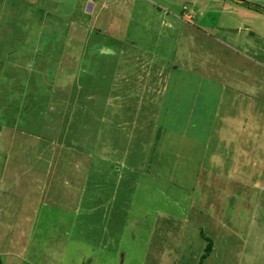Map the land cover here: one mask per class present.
Wrapping results in <instances>:
<instances>
[{
    "label": "rangeland",
    "instance_id": "1",
    "mask_svg": "<svg viewBox=\"0 0 264 264\" xmlns=\"http://www.w3.org/2000/svg\"><path fill=\"white\" fill-rule=\"evenodd\" d=\"M236 2L0 0V264H264V15ZM186 132L226 164L161 173Z\"/></svg>",
    "mask_w": 264,
    "mask_h": 264
},
{
    "label": "crops",
    "instance_id": "2",
    "mask_svg": "<svg viewBox=\"0 0 264 264\" xmlns=\"http://www.w3.org/2000/svg\"><path fill=\"white\" fill-rule=\"evenodd\" d=\"M230 2H236V1H234V0H229ZM237 4H240V6L243 4V2L241 1H238V2H236ZM237 10H238V12H237V14L239 15V17L240 16H242V19H244V18H249V19H251V20H254V19H252V17H257V16H259L260 17V15H264V12L263 13H258V12H256L255 10H253V9H251V8H248V7H244V6H241V7H237ZM5 12L3 11V9H1V15L2 14H4ZM264 24H262V26H263ZM246 28H247V26H246ZM252 28V31H253V26L251 27ZM262 28H260V29H258V31L256 32V33H259L260 35H263L264 33V31L263 30H261ZM263 33V34H262ZM258 34V35H259ZM8 46H9V44L8 43H6V45H5V49L7 50L6 52H5V54L7 55V57H11V55H13L14 54V52H10V49H8ZM105 50L106 49H108V50H110L109 48H107V47H105L104 48ZM107 55H109V54H107ZM111 55V54H110ZM149 74V73H148ZM161 74H162V72L159 74L160 76H161ZM196 75V74H195ZM148 86V87H147ZM146 93H150V95L151 94H153L154 92H155V89H154V87H153V85H152V87H149V85H146ZM200 90L201 89H199L198 91L200 92ZM142 103H140V105H141ZM203 111V112H202ZM202 111H201V113L202 114H205V113H207L208 114V110H207V108H202ZM207 114L204 116V117H206L207 116ZM209 123V122H208ZM206 121L205 122H203V120H201V121H198V127H199V131L202 133V132H205L206 130H205V128H208V124ZM191 125L189 124V125H187V127H190ZM175 132V131H174ZM189 134L186 132L185 133V135L184 136H181V137H179V135H177L176 133H175V135H167V136H164V138H163V140L162 141H164L165 142V144H169V146H168V148H172L173 149V147H175V145L174 144H178L175 148H178V150L176 149V150H174L173 151V156H175L176 155V163L174 164V166L173 167H171V168H169L168 166H165V164L161 161V159H162V157L161 158H159L155 163H156V166H159L161 169H160V172L161 173H168V175H178V178H180V179H182V174L180 175V172L177 170L178 168L176 167V165L177 164H179V162H180V159L181 158H183L184 156V148L186 147V144L187 143H191L192 144V146H191V150H190V153H192L193 155H194V157H192V159L190 158L189 160H187L186 162H187V164H193V166L195 165V161L196 160H198L199 162H202V160L204 161V162H207L206 164H209V163H211V162H209L208 160L209 159H211V158H214V159H217L219 162H225V164H226V159L227 158H225V157H221L220 155L218 156V155H216V154H214V153H211V151H210V149H209V140H208V138L207 137H205V138H203L204 136H200V135H196V134H194L193 135V137L191 138L190 136H188ZM166 152H168L169 153V151H166ZM167 153V154H168ZM160 155H163L162 154V152L161 153H159ZM169 155H170V153H169ZM126 156L127 155H122V156H120V158H119V160H122V163H124V161H123V159H125L126 158ZM173 156H172V160L171 161H174L175 159L173 158ZM212 156V157H211ZM196 157H198L197 159H196ZM199 157H202V158H199ZM211 157V158H210ZM194 158H195V160H194ZM204 158V159H203ZM112 161V160H109V158L107 159V158H104V161H106L107 162V165H109V167L113 170V169H117L118 167H117V165L116 164H118V165H120V164H122L120 161ZM262 160H264V158H262ZM128 161H129V164L130 163H132V161H131V159H128ZM105 162V163H106ZM203 162V163H204ZM154 163V164H155ZM173 163V162H172ZM172 163H170V164H168V165H171ZM151 164V163H150ZM153 164V165H154ZM213 164V163H212ZM189 165V166H190ZM142 166H146V164L145 163H143L142 164ZM176 167V168H175ZM128 169L130 168V170L129 171H131L132 173L134 172V171H137V169H135V168H133V166H131V165H129L128 167H127ZM126 168V169H127ZM199 169H200V167H199ZM119 170V169H118ZM106 173L107 172H105L104 174L106 175ZM180 175V176H179ZM178 178H177V182L180 184V182H182V181H179L178 180ZM197 178H198V175H197ZM117 180V179H116ZM174 180V179H173ZM182 180H184V178L182 179ZM120 183V180L118 179V181H117V185L115 184V190L117 191V189H118V184ZM206 251H207V247H206ZM215 248H214V243H211V251L208 253V257L206 258V257H203V259H205V260H208V258L210 257V256H212V255H214L215 253ZM205 256V255H204ZM168 260V259H167Z\"/></svg>",
    "mask_w": 264,
    "mask_h": 264
},
{
    "label": "trees",
    "instance_id": "3",
    "mask_svg": "<svg viewBox=\"0 0 264 264\" xmlns=\"http://www.w3.org/2000/svg\"><path fill=\"white\" fill-rule=\"evenodd\" d=\"M210 251H211V243H209L207 246V253H209Z\"/></svg>",
    "mask_w": 264,
    "mask_h": 264
},
{
    "label": "flooded vegetation",
    "instance_id": "4",
    "mask_svg": "<svg viewBox=\"0 0 264 264\" xmlns=\"http://www.w3.org/2000/svg\"><path fill=\"white\" fill-rule=\"evenodd\" d=\"M237 1H242V0H237ZM242 2H244V1H242ZM245 3V2H244ZM257 7V6H256ZM257 9H259V10H262L263 12H264V9H262V8H260V7H257Z\"/></svg>",
    "mask_w": 264,
    "mask_h": 264
}]
</instances>
